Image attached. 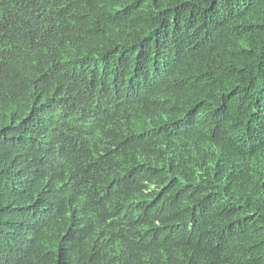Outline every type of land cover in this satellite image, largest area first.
I'll list each match as a JSON object with an SVG mask.
<instances>
[{
    "label": "trees",
    "instance_id": "1",
    "mask_svg": "<svg viewBox=\"0 0 264 264\" xmlns=\"http://www.w3.org/2000/svg\"><path fill=\"white\" fill-rule=\"evenodd\" d=\"M0 264H264V0H0Z\"/></svg>",
    "mask_w": 264,
    "mask_h": 264
},
{
    "label": "bare ground",
    "instance_id": "2",
    "mask_svg": "<svg viewBox=\"0 0 264 264\" xmlns=\"http://www.w3.org/2000/svg\"><path fill=\"white\" fill-rule=\"evenodd\" d=\"M144 237V236H143ZM197 262V261H196Z\"/></svg>",
    "mask_w": 264,
    "mask_h": 264
}]
</instances>
